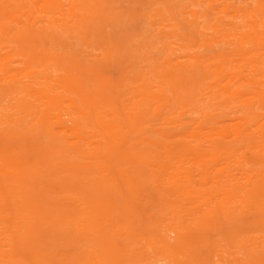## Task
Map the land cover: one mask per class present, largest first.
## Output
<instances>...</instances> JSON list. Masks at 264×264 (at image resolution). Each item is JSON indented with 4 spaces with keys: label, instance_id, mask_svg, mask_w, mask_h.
<instances>
[{
    "label": "bare ground",
    "instance_id": "6f19581e",
    "mask_svg": "<svg viewBox=\"0 0 264 264\" xmlns=\"http://www.w3.org/2000/svg\"><path fill=\"white\" fill-rule=\"evenodd\" d=\"M61 5L0 0V264H49L63 225L80 236L67 264H131L141 251L131 228L155 222L141 218L147 208L176 216L172 241L145 237L173 264H264L262 0L241 30L235 12L210 25L229 50L167 54L151 76H126V91L102 70L124 62L118 44L96 61L52 45L113 21L107 0H69L66 15ZM206 85L236 106L198 105Z\"/></svg>",
    "mask_w": 264,
    "mask_h": 264
},
{
    "label": "rangeland",
    "instance_id": "374dc122",
    "mask_svg": "<svg viewBox=\"0 0 264 264\" xmlns=\"http://www.w3.org/2000/svg\"><path fill=\"white\" fill-rule=\"evenodd\" d=\"M59 1L62 3L61 12L66 15L69 0ZM262 2L264 3V0ZM36 4L38 5V3ZM252 4L253 0H107L109 11L115 16L113 21H108L99 28H93L90 34L82 36L78 34L76 35L77 39L61 35L57 39L59 42L55 40L52 45L56 50H59L60 46L68 44L71 51L77 50L78 56H86L89 61H96L100 58L106 41L118 44L121 59L124 62L120 66L114 64L102 67V70L111 77L120 80L123 84L122 90L126 91V86H131V84H127L130 79L125 78L126 76L131 73H146L151 76L152 71L149 69L152 64H159L167 54L170 59L175 58L182 62L186 61L187 56L194 53L205 54L222 48L229 50L231 44L228 43V38L219 37L218 32L210 25L215 18L222 21L230 19L231 13L235 12L234 20L241 24L239 27L241 30L244 28L243 12L247 11ZM232 5L236 6L232 7ZM36 9L39 10L40 7L36 6ZM34 15L43 19L44 12L34 11ZM172 15H174V20ZM192 18L199 21L198 29L201 33L191 31L187 26L188 21ZM175 21L177 25H172ZM41 23L49 32L50 29L46 27L45 22L42 20ZM166 43L171 50L166 48ZM215 89L214 86H204L203 92L208 94L203 96V101L196 103L222 110H227L229 106H236L232 103L225 105V103L219 104L216 100L213 101L210 96L211 93H215ZM53 213H58L64 219H68L76 214V210L57 208ZM139 214L143 219L148 218L149 221L151 218L154 219L155 226L145 223L139 227L131 228L132 231H135L133 234L136 242L133 245L141 248L138 254L131 255V264H173V259L166 251L158 247H150L146 244L145 237L158 231L167 239V235L172 233L167 239L172 241L174 232L171 224L175 221L176 216L170 209L159 210L158 208H147ZM63 228L67 230L59 228L58 232L54 233V236L49 240V249L52 253L49 256V264H67L73 258L72 253L75 245L72 239H77L80 236L74 226L63 225ZM167 231L170 233L167 234ZM131 246L129 245L128 248Z\"/></svg>",
    "mask_w": 264,
    "mask_h": 264
}]
</instances>
